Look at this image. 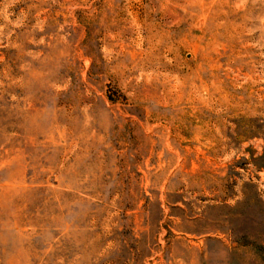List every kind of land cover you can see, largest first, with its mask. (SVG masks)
Here are the masks:
<instances>
[{
	"label": "rangeland",
	"instance_id": "rangeland-1",
	"mask_svg": "<svg viewBox=\"0 0 264 264\" xmlns=\"http://www.w3.org/2000/svg\"><path fill=\"white\" fill-rule=\"evenodd\" d=\"M0 264H264V0H0Z\"/></svg>",
	"mask_w": 264,
	"mask_h": 264
}]
</instances>
